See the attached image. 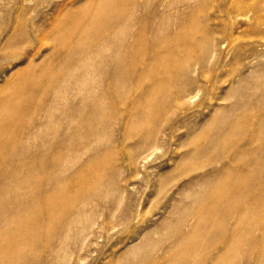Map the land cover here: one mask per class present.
Here are the masks:
<instances>
[{"label": "rangeland", "instance_id": "obj_1", "mask_svg": "<svg viewBox=\"0 0 264 264\" xmlns=\"http://www.w3.org/2000/svg\"><path fill=\"white\" fill-rule=\"evenodd\" d=\"M169 1H173L170 9L167 8ZM109 2L111 0H0V97L12 95L16 104L29 107L27 113L16 114L18 121L11 131L12 136L0 140L3 144L7 142V147H0V174L6 173L12 180L11 184L1 186V191L7 198L18 199L17 214L24 218L19 221L10 212L15 204L6 198L0 199V203L6 205L1 218L8 219L0 223V264H130L132 260L144 264L140 255L146 249L143 244L147 240L152 242L154 258L160 257L170 246L176 255L184 257L187 243L174 240L171 233L187 231L195 222L193 215L180 212L189 208L192 200L200 195H194L195 182L199 183L220 166V163L213 162L216 157L214 149L220 147L213 148L210 139L224 138L228 144L241 139L245 142L263 114L264 104L255 99L264 94V89H253L264 79V0H150L152 5L147 9L152 7L145 10L146 14L173 12V60L193 67V56L198 50L187 41L192 39L196 47L197 43L205 42L206 36L208 41L215 40V54L212 60L205 62L204 68L188 72L191 78L197 77L194 87L186 90L197 94L192 102L173 100L170 104H163L165 112L164 109L161 113L155 111L163 144L166 139L168 144H162L161 150L147 162L137 161L140 164L137 165L130 161L127 152L136 137L125 139L124 120L110 136L105 137L100 148L82 156V161L79 159L81 167L78 164L77 167L84 177L82 187L106 189L120 198L121 204L116 205L118 210L108 203L106 207L90 204L87 210L92 211L86 213V220L82 216V222H70L72 215L67 218L63 211L66 198L73 194L72 191L64 192L62 188L47 190L44 185L51 174L49 162L57 157L60 151L57 147L62 141V127L58 124L52 125V129L57 130L56 136H45L50 126L44 112L46 105H55L51 102V95L59 87V78L77 60L75 56V59L66 61L64 52L76 51L78 54L94 43L96 33L106 29V22L93 21V17L99 14L107 17ZM121 6H114L115 11L128 7ZM159 8L162 11L159 12ZM163 59L160 58L159 68L149 78L159 79L171 72V65ZM79 63L92 66L87 60ZM149 78L144 79V85L151 83ZM24 84L34 89L28 91L23 88ZM252 90L258 92V96L256 94L244 102L255 94ZM139 93L133 91L130 99ZM157 103L161 102L152 101L153 106ZM232 113L236 115L234 118ZM38 114L45 116L41 118ZM231 124L238 125V128L230 131ZM20 129L24 130L23 141L27 147L33 140L40 143L42 139L39 145L36 144L39 147L13 148L14 139L16 142L13 135ZM199 147L208 151L197 157L194 153ZM95 150L100 151L96 153ZM95 157V162L91 163ZM31 165L34 166L28 172ZM183 192L190 194V199L180 200ZM29 204L32 205L30 210L27 208ZM261 218L257 215L253 221ZM167 220L171 222L159 228L161 222H169ZM155 226L158 232H155ZM9 228L22 230L8 239L5 230ZM247 244L236 247L237 258L247 259ZM12 248L16 251L15 257H12ZM257 259H260L258 255H251L249 261L242 264H260ZM194 261L191 260L190 264H195Z\"/></svg>", "mask_w": 264, "mask_h": 264}, {"label": "bare ground", "instance_id": "obj_2", "mask_svg": "<svg viewBox=\"0 0 264 264\" xmlns=\"http://www.w3.org/2000/svg\"><path fill=\"white\" fill-rule=\"evenodd\" d=\"M149 1L111 0L108 4L107 13L109 14L107 17L101 16V14L93 17V21L106 22V29L96 33L94 43L81 49L78 54H76V51L64 52L63 58L66 61L75 59V56L77 60L75 61L76 65L74 62L73 67L59 78V87L51 95V102L55 105L53 106L51 103L52 106L46 105L47 110L44 108L46 116H43L46 118L48 127L50 126L47 128L45 136L47 138L52 135L56 136L57 130L52 129L53 124L62 127V141L60 140V146L56 145L59 146L57 148L60 151H57V157L49 162L51 174L47 177L44 185L47 190L62 188L64 192L72 191L73 194L66 198L67 204L63 211L67 218L72 215L70 222H82V216L86 220V213L92 211L91 209L87 210V206L90 204L96 203L106 207L108 203L112 207L115 206L114 210H118L116 205L121 204V199L116 198L112 192L106 189L95 188L94 186L82 187L84 177L79 173L77 167V164L80 163L78 162L79 159L88 155L94 149L100 148L105 137L110 136L111 131L115 127H119V122L124 120L122 130L125 139L129 138L128 140H130V138L136 137L135 143L127 152L130 161L132 163L137 161L140 163L147 162L156 152L158 153L159 149L161 150L163 144V136L156 126L155 111L161 113L164 109L165 112L166 106L164 105L173 100L192 102L197 94L187 93L186 90L194 87L197 77L195 79L191 78L188 72H196L199 68H204L205 62L212 60L211 58L215 54V40L208 41L209 37L206 36L205 42L203 44L197 43L196 47L193 45L192 39L187 41L190 46L198 50L197 54L193 56V67H190L189 63L173 60V12L157 13L154 11V13L148 14L147 12L146 14L145 10L149 5H152L149 4ZM117 4L122 5V8L128 7L126 10L115 11L114 6H117ZM167 4V8L170 9L173 1H169ZM160 11L162 10L159 8ZM177 23L179 22L177 21ZM4 50L2 51L4 52ZM163 57L164 62L171 65V72L159 79L149 78L150 75L155 74L154 70L159 68L160 58ZM82 60L92 62V66L89 67L85 63H79ZM166 63L163 65H167ZM145 78H149L151 83L144 85ZM260 80L259 82H262ZM134 85L136 87L133 89ZM254 86L255 89L253 90H263L264 79L262 83ZM23 88L28 91L34 89L31 85L26 84L23 85ZM196 88L200 89L199 87ZM133 91H140V93L130 99ZM257 93L245 99L244 102L250 101ZM13 97L12 95L0 97V140L12 136L11 131L17 126V113L20 112V115H22V112L27 113L29 109L27 104H16ZM158 100L161 103L153 106L152 101L156 102ZM255 101L263 105L264 94ZM243 104L246 105L247 103ZM54 109L55 111H53ZM57 109L58 112L55 113ZM261 112L264 114V111ZM263 114L259 116V123L250 130L251 137L246 139L245 142L241 139V141L238 140L228 144L224 138L220 140L210 139L209 143L213 148L220 147L219 150L214 149L216 151L214 156L216 157L213 159V162L220 163V166L210 174H206L207 176L203 177L199 183L195 182L197 188L194 195L196 196L198 193L200 195L196 199L192 197V199H195L192 200V205L189 208H183L180 212V214L193 215L195 222L187 231L177 230L175 233H171V238H174V240H185L187 243L184 257L176 255L173 246H170L166 251L164 250L160 257L154 258L152 242L147 240L143 244L146 249L140 255V259L144 261V264H190L193 259H195V264H242L243 261H249V256L255 254L259 256L260 259H257V261L260 264L264 262ZM39 116L43 117L42 115ZM235 116L233 114L232 118ZM237 128L238 125L231 124L230 131H235ZM23 133L24 130L20 129L17 134L13 135L16 138V142L14 143V139L11 145L13 148L21 150L39 147L36 144L39 145L42 139L40 143L33 140L30 147H27L26 142L23 141ZM109 138H107L108 141ZM166 143L168 144V142ZM0 147H7V142L3 144V141H1ZM207 151V149L199 147L196 148L194 154L198 157V155ZM38 153L40 152L38 151ZM96 153L95 156H97ZM98 155L100 158L99 153ZM99 158L97 157V159ZM95 160L96 157L93 161H90L92 163ZM45 161L47 163L48 159ZM80 165L78 164L79 167H81ZM33 166L28 167V172L32 170ZM11 182L12 180L7 177L6 173L0 174V199L6 198L8 202L15 204L13 208H10V212L19 221H24V218L18 217L19 214H17L16 208L18 207L16 205L20 204L18 199L16 197L7 198L1 191V186L11 184ZM190 197V194L185 192L180 194V200H188ZM29 207H32V205H28V210H30ZM5 209L6 205L3 202L0 203V223L1 221H8V219L1 218ZM257 215L262 218L259 221H253V218ZM164 221L161 222L159 228L171 222L169 220H167L169 222ZM21 230L19 228H9L5 230V234L8 235V239H12L16 234L21 233ZM155 230V232H158V227ZM28 236L30 237V235ZM242 243H248L249 246L247 259L245 257L237 258L238 256L235 254L236 247ZM31 245L33 246V244ZM11 251H13V254L16 252L14 249ZM12 257H15V254ZM130 264H137V261L132 260Z\"/></svg>", "mask_w": 264, "mask_h": 264}]
</instances>
